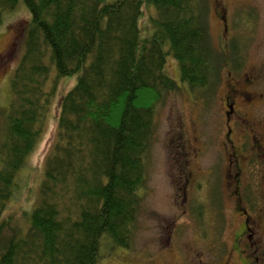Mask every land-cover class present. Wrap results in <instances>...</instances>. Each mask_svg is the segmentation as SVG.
<instances>
[{
  "label": "trees",
  "instance_id": "trees-1",
  "mask_svg": "<svg viewBox=\"0 0 264 264\" xmlns=\"http://www.w3.org/2000/svg\"><path fill=\"white\" fill-rule=\"evenodd\" d=\"M23 2L30 20L0 139V264H99L103 238L123 247L131 238L154 111L178 88L164 71L166 56L182 82L208 89L242 47L212 45L204 0ZM146 5L155 12L150 34L141 26ZM9 8L0 2V11ZM51 73L75 82L59 100L28 226L11 228L3 213L43 135L55 94L47 88Z\"/></svg>",
  "mask_w": 264,
  "mask_h": 264
},
{
  "label": "rangeland",
  "instance_id": "rangeland-1",
  "mask_svg": "<svg viewBox=\"0 0 264 264\" xmlns=\"http://www.w3.org/2000/svg\"><path fill=\"white\" fill-rule=\"evenodd\" d=\"M1 1L12 8L0 11V53L11 50L0 55V139L6 128L10 79L22 56L30 20L23 0ZM204 1L212 45L225 51V41L234 42L242 51L236 64L221 69L218 83L208 89L182 82L178 63L166 56L164 71L178 88L166 92L154 111L146 177L131 238L127 247L103 238L99 264H249L247 255L255 264H264V151L259 148L264 147V0ZM220 15L226 19L227 31ZM150 16H155L154 9L146 5L141 26L148 34ZM53 76L47 88H55V94L43 135L18 171L3 213L11 228L28 226L59 100L75 82V77L55 80ZM237 87L242 95L235 92ZM246 96L252 97L251 103L245 102ZM230 103L232 112L226 106ZM231 113L238 123L230 139L236 149L241 148V157L232 155V143L225 139L226 114ZM241 209L247 211L253 233L240 241ZM246 241L252 244L239 253L236 243Z\"/></svg>",
  "mask_w": 264,
  "mask_h": 264
},
{
  "label": "flooded vegetation",
  "instance_id": "flooded-vegetation-1",
  "mask_svg": "<svg viewBox=\"0 0 264 264\" xmlns=\"http://www.w3.org/2000/svg\"><path fill=\"white\" fill-rule=\"evenodd\" d=\"M18 32L19 33H22L21 31H18ZM19 35L20 34H18V36ZM10 52H11V50L4 49V50L1 51L0 55L9 54ZM234 90H235V92L237 93L238 96L243 94V91L240 90V89H238V87L236 89H234ZM244 100L247 103H251L252 97L246 96V98ZM226 106L227 107L228 106L231 107V109H232L231 112L233 111V105H232V103L226 104ZM226 123H227V126H228V130L225 133V139L229 143H232V145H231V147H232V155H235V154L238 153L239 154L238 157H241V156H243L242 153L239 152V150L241 151V148L240 149L239 148L236 149V146L233 145V141L230 139L231 132L233 131V126L235 125V123H238L236 119H233L232 113L230 115H227L226 114ZM250 135H252V134H250ZM257 146L258 145H255L254 148H256ZM259 148L264 151V147L263 146L262 147L260 146ZM240 214H242V217H243V224H242L241 231L238 234L237 238L240 239V241H241L242 240L241 237H244L248 232L249 233H253V232L251 231V229L249 227V215L247 214V211L245 209H241ZM247 237L249 239H251V235L250 234H248ZM246 244H247V246H250L252 243L248 244L247 241L246 242H243L242 244L241 243L240 244L239 243H236L235 249H237L239 253L246 252L245 251V248H244V250H240V249H242V247H245ZM255 260L258 262V258L255 259ZM247 261L249 262V264H255V261L251 260L249 255H247ZM225 264H228V263H225Z\"/></svg>",
  "mask_w": 264,
  "mask_h": 264
},
{
  "label": "water",
  "instance_id": "water-1",
  "mask_svg": "<svg viewBox=\"0 0 264 264\" xmlns=\"http://www.w3.org/2000/svg\"><path fill=\"white\" fill-rule=\"evenodd\" d=\"M223 20L225 21V18H224ZM225 31H227V29H226V25H225ZM230 109H231V107H230Z\"/></svg>",
  "mask_w": 264,
  "mask_h": 264
}]
</instances>
